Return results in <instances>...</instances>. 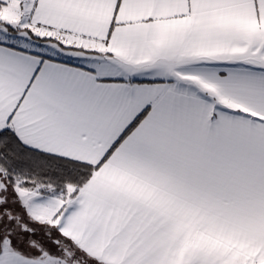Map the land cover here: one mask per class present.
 I'll return each mask as SVG.
<instances>
[{"label":"snow or ice","instance_id":"1","mask_svg":"<svg viewBox=\"0 0 264 264\" xmlns=\"http://www.w3.org/2000/svg\"><path fill=\"white\" fill-rule=\"evenodd\" d=\"M0 264H264V0H0Z\"/></svg>","mask_w":264,"mask_h":264}]
</instances>
